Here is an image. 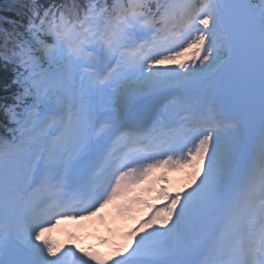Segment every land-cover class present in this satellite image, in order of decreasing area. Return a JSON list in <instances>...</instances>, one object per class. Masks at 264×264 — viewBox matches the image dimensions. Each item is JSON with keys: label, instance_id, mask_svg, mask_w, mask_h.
<instances>
[{"label": "snow or ice", "instance_id": "snow-or-ice-1", "mask_svg": "<svg viewBox=\"0 0 264 264\" xmlns=\"http://www.w3.org/2000/svg\"><path fill=\"white\" fill-rule=\"evenodd\" d=\"M13 11L0 17V264H264V0ZM109 206L135 220L119 242ZM93 218L107 235L63 225Z\"/></svg>", "mask_w": 264, "mask_h": 264}, {"label": "trees", "instance_id": "trees-1", "mask_svg": "<svg viewBox=\"0 0 264 264\" xmlns=\"http://www.w3.org/2000/svg\"><path fill=\"white\" fill-rule=\"evenodd\" d=\"M18 2L19 0H0V17L13 16V6Z\"/></svg>", "mask_w": 264, "mask_h": 264}]
</instances>
